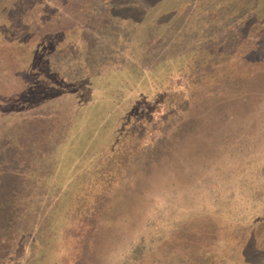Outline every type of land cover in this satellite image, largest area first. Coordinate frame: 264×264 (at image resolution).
I'll use <instances>...</instances> for the list:
<instances>
[{
	"label": "rangeland",
	"instance_id": "obj_1",
	"mask_svg": "<svg viewBox=\"0 0 264 264\" xmlns=\"http://www.w3.org/2000/svg\"><path fill=\"white\" fill-rule=\"evenodd\" d=\"M111 1L53 0L59 11L81 16L65 29H80L77 46L109 43L106 76L91 79L101 90L86 104H73L75 90L48 75L38 57L47 51L42 43L58 52L74 45L56 19L31 35L34 45L23 53L0 55V154L8 166L23 171V159L40 171L70 134L60 153H81L76 166L91 173L103 153L119 157L123 134L135 139L158 129L161 141L147 147L142 170L130 169L141 171L132 191L103 211L89 208L81 237L64 218L70 196L56 199L43 182L9 176L26 210L23 234L0 242V264H51L56 248L68 258L61 264H264V0H115L112 17ZM119 71L126 74L112 82ZM130 72L134 91L118 97L113 90L123 89ZM204 92H214L212 100L197 99Z\"/></svg>",
	"mask_w": 264,
	"mask_h": 264
},
{
	"label": "trees",
	"instance_id": "obj_2",
	"mask_svg": "<svg viewBox=\"0 0 264 264\" xmlns=\"http://www.w3.org/2000/svg\"><path fill=\"white\" fill-rule=\"evenodd\" d=\"M6 1L8 2L6 5H4ZM253 1L254 5L260 0ZM114 2L115 0L111 1L107 6V8L112 12L111 17L117 10ZM0 5L4 6L3 11L0 9V16H3L2 19L6 21L4 24L5 28H2L1 30L2 35L0 37V55H3L6 52H16L20 54L23 53L25 47L30 48L34 45L30 44L29 41L31 35L36 33L40 26L42 28H46L50 24L54 25L55 21H53V19H56V21H58L57 26L59 27L62 36L66 35L65 39L68 41V43H74V45H71L69 47V51L67 52H58V47H56L54 43H42L41 45L46 47L47 49V51L42 53L41 56H38L42 57L41 60L44 61L43 67L45 68L48 75H52L53 73L55 76L59 75L58 82L60 84H63L66 87L73 88V90H75L73 104L81 106L83 104H86V99L91 93H94L92 95L93 97L97 95V93L95 92H97L99 88L101 90V84L98 81L100 78V80H102L103 75L106 76L105 73L103 74L102 72L104 70V67L109 65L110 61L108 59L109 56L107 55L110 49L109 43L103 42L100 45H96V43L93 42L86 44L84 43L85 45H83V43L81 42V44L77 46L76 43L78 41L75 42L73 38L77 36L76 33L79 34L81 32L80 29H77L74 34L69 33L66 30H70V26H75V23H73V21L75 17L76 19L80 20V15H77L75 13L68 14L59 11L58 8L53 4V0H0ZM112 5L114 6L112 7ZM105 8V6H100L97 8L98 11H95L93 9V11L96 12L95 15L98 16V19L99 17H102V13L103 11H105ZM81 20L80 22H78L79 24L81 23ZM93 22H96V20ZM33 49L34 51H37L39 48ZM66 50L67 49H63L60 51ZM34 60H36V58H34ZM62 65H64L65 67L62 68ZM121 72L122 71L112 74V82L122 74H126ZM130 74L132 76L122 80V84L120 86L123 88L122 90H113L117 91L116 95L118 97L122 98L125 93L134 91L132 86L134 74L132 72H130ZM96 76H98V81H91V79ZM130 78H132L131 81H129ZM65 92L70 93L69 90H65ZM213 93L214 92L200 93V96H198L197 99L201 100L207 97V99L212 100V97L210 96H213ZM129 96H131V92L128 94V98ZM174 110V108H170L168 110V113L171 115V117L174 116V113H176L174 112ZM185 111L186 110H183L181 112L179 111L180 113L176 114L175 116H180V114L182 116ZM163 116L166 115L164 114ZM165 120L166 118H163L162 122H166ZM78 123L81 124L82 127L87 126L86 122ZM72 126H74L75 128L77 127L75 123H73ZM82 130L83 129L81 128V131ZM162 135V133L158 132V129H150L148 134H141L135 139L133 138L136 136V134L121 135L120 140L122 141V151L120 152L119 157L115 158V156L111 153H103V157L101 158L102 161L97 165V169L91 173L85 171L87 169L85 164L76 166V164H81L80 159L83 161V156L81 153L74 154V156L69 155L67 152L60 153V151H62V148L64 149V147L67 146L66 143H68L70 134L68 135L69 137L67 136L63 141H61L60 145L57 143L55 149L52 150V154L55 153L57 155L51 157L50 154H48L44 157L43 160L46 163L43 167H41L40 171L35 168V165L33 167H30V161L26 163V161L28 160L23 161V159L17 162H20L19 166H23V164H26L22 168L23 171L14 168L12 165L8 166L5 164L7 160V154L1 152L0 242L8 243L9 241H14L15 237H19L23 234L19 229L23 222L22 215L24 214L26 209L22 211V193L19 188H17L19 190L11 189L10 186L12 185H10V183L12 182L10 181L9 176H17L16 178L19 180L21 179L22 175L24 179L29 178V180L32 179L34 180V182H43V185H47V196H55L56 199L61 198L64 195H67V197L70 196L68 200V207L71 206V208L68 211L66 210V213L70 214L67 215L68 218H66V216L64 218L68 219L70 222L74 221L72 223V227L77 229L74 230V232H76L81 237L82 228L85 227L84 221L90 219V217L87 219L84 218V215L87 211H89V208L92 212L95 208L96 211H103L107 208H110L111 205L116 202V198L118 195H121V193H126L128 190L132 191L135 186V176L140 174L141 171L138 170L133 174L132 172H130V169L135 167L139 169L142 168L138 164H141L140 162L144 161L143 158L148 155L145 152L148 151L147 147L153 145V141H161ZM96 137L97 136L95 134L93 136L90 135V138L93 141H95ZM131 139L135 140V143H133V141L130 142ZM19 145L22 146L21 143L15 145V149L17 151L21 150L23 147ZM93 145L95 147L99 146L100 138H98V143H93ZM117 145H119V143H117ZM135 147L137 148L135 149ZM138 149H141V151L138 152ZM14 159L16 160V158ZM102 165L104 167H102ZM97 172H105V175H98ZM76 178L78 182L71 185V183ZM7 179H9V184L7 182H4L5 184L1 183L2 181H5ZM17 186H19V184ZM92 217L93 215L91 216V218ZM93 220L94 219H92V221ZM102 222L104 223V225H107L110 223V219H105L104 217ZM69 223L68 225H70ZM66 228L68 229L70 227ZM62 235H66L67 237L70 236L68 240H71V232L66 231L65 233H62ZM59 239L61 240L62 237ZM76 242L72 240L68 241L69 245H72ZM66 259L68 258H60V251L58 255L57 248L52 251L51 264H61V262L65 261ZM93 262H95V259L90 261L89 264H96ZM72 264H80V262H74Z\"/></svg>",
	"mask_w": 264,
	"mask_h": 264
}]
</instances>
